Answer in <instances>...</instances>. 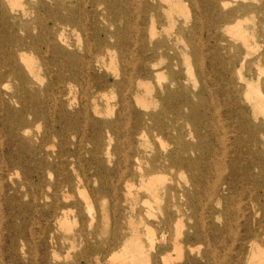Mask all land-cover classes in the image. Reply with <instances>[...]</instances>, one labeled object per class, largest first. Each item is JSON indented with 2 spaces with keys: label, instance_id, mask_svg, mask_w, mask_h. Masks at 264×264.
I'll return each instance as SVG.
<instances>
[{
  "label": "rangeland",
  "instance_id": "374dc122",
  "mask_svg": "<svg viewBox=\"0 0 264 264\" xmlns=\"http://www.w3.org/2000/svg\"><path fill=\"white\" fill-rule=\"evenodd\" d=\"M22 1L27 8L26 13H23L18 5L14 10H11L9 5L0 7V73H3L0 75V238L3 243V235L9 233L17 236L18 243L16 257L10 256L7 252L3 256L7 264H66L71 258L69 253L74 254L82 249L85 242L83 236L88 241H93L92 233L95 230L97 233L105 231L103 235L110 236L116 219L120 225L119 232L125 238L128 237L130 233L128 215L133 213V210L131 203L125 201L124 187L125 180L129 178L135 184L139 183L138 176L133 175L136 171L135 164L138 162L135 154L139 152V162L143 169L150 168L152 156L155 154L162 156L166 153L164 144L169 141L165 134L156 137L148 132L140 137L132 133L134 118L126 125L119 126L121 130L123 129L122 132H126V136L125 133H121L122 136L117 133L116 124L112 123L110 126L105 124V121L117 123L124 111L119 104L122 90L113 86L117 73H122L125 67L117 49L108 50L103 46L104 55L100 67L95 66L90 70L93 76H106L111 79L110 81L95 84L92 89L90 83L95 80L83 69L84 62L96 55L99 37L114 29L108 24L107 15L111 10L118 13L124 3L123 0ZM221 1L228 3L224 10L242 6L236 15L242 20L247 32L255 33L250 41L256 49L253 52L252 48L253 53L246 55L248 48L244 41L228 29L235 23V17H231L218 28L219 43L226 47L222 50V55L236 60L245 57L247 63L242 70L256 80L261 72L260 68H264V9H258L264 0ZM187 6L190 17H194L195 7L192 4ZM145 15L148 19L149 13ZM68 16H71L73 21H64ZM166 20L163 11V20L157 22L155 28L157 34L154 41L169 38L170 26ZM204 20L205 25H208L207 19ZM191 23L190 21L189 25ZM104 29L107 30L106 33ZM141 30L139 38L149 44L151 39L149 20L141 25ZM175 30L176 28H173L169 40V44L175 48L171 53H176L180 59L181 64L178 68L182 69L187 78L188 93L192 97L203 82L195 61L197 56L191 46L186 48L182 41L177 40ZM206 31L203 29L194 33V38L202 47L208 44L205 38ZM185 33L190 34L188 30ZM18 39L23 42L21 51L14 44ZM21 52L33 60L34 70L28 68L27 63L21 59L19 55ZM185 52L188 64L184 62ZM259 56H262L259 62L249 64V61ZM139 57L140 60L145 59L146 54L138 51L136 62L140 61ZM157 60L161 61L159 56ZM151 64L148 63L149 66ZM165 64L166 62L162 61L159 68L162 69ZM238 68L240 62L236 70ZM236 70L233 73L234 80L241 85L238 93L219 88L216 79L207 76L212 90L205 93V97L208 98V107L211 104L213 106L210 107L208 120L214 119L216 126L219 125L218 141L214 137L213 140H208V143H212L216 148L214 154L212 153L215 161L221 160L227 165L233 156L238 160L247 174L245 181L238 182L239 190H244L248 194L256 193L264 203V107L256 98L250 100L246 97L245 83L239 78ZM74 71L77 73L75 78L71 76ZM166 74L167 78L163 80L168 82L169 75ZM260 76L262 89L264 73ZM193 78L197 80L196 86ZM151 82L155 90L151 95L148 94L147 98L154 101L157 98L156 89H159L155 75ZM96 88L95 101L98 104V111L94 109L90 92ZM159 107L160 105L145 109L134 105L126 112L139 110L144 113L153 108L157 110ZM243 110L253 123H262L263 130L257 134V138H252L251 132L246 129V123L242 122ZM254 111L258 114V119L254 117ZM192 127V123L186 124L187 133ZM202 131L206 134L205 129ZM186 139L196 140L191 134L186 135ZM122 140H125L128 146L131 144L127 146V150H130L131 164L125 178L120 180L119 171L121 172L126 165L124 152L117 150ZM109 147L111 155L107 153ZM60 153L74 155L68 158V162L67 158L59 157ZM71 161L76 162L72 164ZM210 168L213 175L210 178L213 182L220 177V170L218 172L216 163ZM77 177L82 179L80 185L91 201V208L86 205V198L76 186H65L68 179ZM111 178L117 186L116 192L101 193V180L110 185ZM189 178L188 171L180 173L178 170H167L165 179L158 183V188L164 193L171 184L180 183L186 187ZM133 189L137 190L136 187ZM138 190L143 196L149 195L143 188ZM41 193L44 196L34 198L36 194ZM153 204L152 211L159 213L158 204L156 202ZM145 208L147 205L140 207L141 210ZM64 213L71 220V228L59 222ZM147 216L146 219L154 223V219ZM239 219L240 217L234 220L232 229L225 232L226 236H222L218 242L211 245L215 250L213 264H220V260L221 264H229V260L236 261L234 257L239 251L241 242L239 237L243 233L242 219ZM213 220L219 225L224 222L223 217H215ZM191 223V219H186L180 228L179 226L176 228L180 230V238H184V232L189 229ZM172 233L175 234V227ZM71 238H75V243H78L75 248H70L73 240ZM260 242L264 244V235ZM248 252L249 243H246L241 264L245 263ZM105 264L111 263L105 261Z\"/></svg>",
  "mask_w": 264,
  "mask_h": 264
},
{
  "label": "bare ground",
  "instance_id": "6f19581e",
  "mask_svg": "<svg viewBox=\"0 0 264 264\" xmlns=\"http://www.w3.org/2000/svg\"><path fill=\"white\" fill-rule=\"evenodd\" d=\"M123 2L122 8L118 13L111 10L110 14L107 15L108 24L113 26L114 29L109 33H106V29L103 30L106 34L99 37V48L96 50V55L84 62L83 69L86 70L85 72L88 75L93 76L90 70L95 68V66L100 67L104 55L102 47L105 46L108 50L117 49L119 51L118 56L125 67L122 73H117V79L113 82V86L122 90L119 104L124 111L117 123L105 121V124L108 126L112 123L116 124L117 133L121 136V133H125L126 136V132H122L123 129L121 130L119 126L126 125L127 122L132 121L131 118H134L132 133L140 137L148 132L156 137L165 134L169 142L164 144L166 153L162 156L157 154L152 156L150 168L143 169L142 164L139 162V152L135 154L138 162L135 164L136 171L133 175L138 176L139 183L137 185L129 178L125 180L124 187L125 201L131 203L133 210V213L128 215L130 225L128 237L125 238L119 232L120 225L117 219L110 236L106 237L103 235L105 231L97 233L95 230L92 233L94 240L88 241L83 236V232H81V236H83L85 241L84 245L80 251L74 254L69 253L71 258L66 264H105V261H109L111 264H213L212 259L215 258V250L211 245L218 242L219 238L224 236L227 230L232 229L234 220L238 217L242 219L241 229L243 233L239 237L241 242L239 251L234 257L236 261L229 260V264H241V257L246 243H249V252L244 264H264V244L260 242L264 235V203L261 202L259 195L256 193L250 192L248 194L244 190H239L237 184L245 181L247 174H245V168L238 163V160L233 156L227 165H224L221 160L215 161L212 153L216 148L212 143H208V140L211 141L214 137L218 141L219 125L216 126L214 119L208 120L210 107L213 106L211 104L208 107V98L205 97V93H209L212 90L208 84L207 76H213L212 79H216L219 88L223 87L238 93L241 85L236 83L233 73L237 68L238 62H240V68L236 71L239 78L245 83L246 97L250 100L256 98L264 107L263 82L261 83L262 89L260 88V75L264 73V68L262 69L259 66L261 72H259L257 79L254 80L253 76L246 75L242 70L247 63L246 58L241 57L237 61L230 56L222 55V50L226 49V47L221 46L219 43V26L228 22V18L235 17V23L228 28L229 31L244 41L248 48L246 55L255 52V45L250 41L255 33L247 32L243 27L242 20L236 15L242 6L224 10L228 3L221 0H123ZM188 4H192L195 7V14L192 18L188 11ZM5 5H9L11 10H14L15 6L18 5L23 13L27 11L22 0H0V7L4 8ZM258 9H264V2L259 5ZM163 11L167 19L166 22L170 26L169 38L154 41V37L157 34L155 28L157 22L163 20ZM145 13H149L148 19ZM204 18L209 22L208 25H205ZM72 19L71 16H68L64 21ZM148 20L151 24L149 44L139 38L142 31L141 25L146 24ZM190 21L192 22L191 25H189ZM173 28H176L177 40L182 41L186 48L191 46L197 56L195 61H197V68L203 82L192 97L188 93L187 78L182 69L178 68L181 64L180 59L176 53H171V51L175 50L174 46L169 44ZM203 29L207 30L205 38L208 44L204 45L203 43L204 46L202 47L201 43L199 44L194 38V33L198 30L203 31ZM186 30L190 34L186 35ZM22 43L19 39L14 43L19 51L22 50ZM252 48H254L253 52ZM138 51H141L144 55L146 54V57L142 60L139 57L140 61L136 62ZM19 55L27 63L28 68L34 70L33 60L22 52ZM158 56L161 61L157 60ZM261 59L262 56H259L249 61V64L259 62ZM162 61L166 62L165 67L162 68L163 70L159 68ZM149 62L152 63L151 66L148 65ZM184 62L188 64L186 52L184 53ZM8 73L9 71H7ZM166 73L169 75L168 82L163 80L167 78ZM0 75H3V73H0ZM76 75L77 73L74 71L71 76L75 78ZM154 75L157 77L159 89H156V100L149 101L147 95H151L155 90L151 82ZM93 79L95 82L90 83V88L92 89L95 84L99 85L105 80H111L106 76L99 75H94ZM193 80L196 86L197 80L194 78ZM96 91L97 88L90 92L94 109L98 111V104L95 101ZM134 105L145 109H149L152 106L155 108L158 105L160 107L157 110L153 108V110H147L144 113L139 110L126 112ZM242 116V122L246 123L247 127H245L251 132L252 138H257V134L263 130L262 123H253L244 110ZM254 117L256 119L259 118L255 111ZM189 123H192L193 127L187 133L185 126ZM202 129L206 130V134L203 133ZM188 134H191L193 139L196 140H187L186 135ZM220 137L222 140V136ZM120 145L117 150L124 152L123 156L126 162L124 163L126 164L125 168L121 172L119 171V179L123 180L131 164L129 159L130 150H127L128 145L125 140H122ZM107 153L108 155L112 154L110 147L107 148ZM73 155V153H60L59 157L68 159ZM67 161L69 162V159ZM75 162L71 161L72 164ZM215 163L218 172L220 170V177H217L212 182L210 177L213 175L210 173V167L214 166ZM167 170H178L180 173L188 171L190 173L188 186L185 187V185L183 186L180 183L171 184L165 189L164 193H161L158 183L165 179ZM114 182L111 178L110 185H108L101 180V193L108 191L115 193L117 186ZM81 183L82 179L80 177L76 179L70 178L65 182V186H76L86 198V205L91 208V201L88 200L87 195L81 188ZM135 187L137 190L133 189ZM142 188L149 195H141L138 189ZM39 196H44V194H36L34 198L38 199ZM163 201L164 204H162ZM153 202L158 204L159 213L152 211ZM138 205L140 207L147 205V208L141 210ZM147 215L154 219V223L146 219ZM215 217H223V224H217L213 220ZM186 219H191L192 223L189 224V229L184 232V238H180V230L176 228L178 226L180 228ZM59 222L63 226L71 228L72 223L67 214L64 213L59 218ZM174 227L175 234H171ZM3 237V243L0 238V243H2L0 244V246L2 245L0 264H7L3 254L5 255V252H7L12 257L17 256V236L5 233ZM71 239L73 240L70 243V248L78 246V243H75V238ZM220 261L222 262V260Z\"/></svg>",
  "mask_w": 264,
  "mask_h": 264
}]
</instances>
